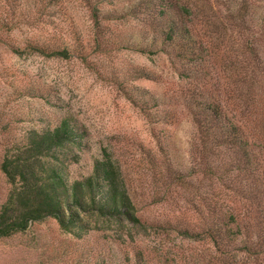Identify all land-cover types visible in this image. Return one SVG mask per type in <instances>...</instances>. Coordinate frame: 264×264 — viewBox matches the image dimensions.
Segmentation results:
<instances>
[{"label":"rangeland","instance_id":"obj_1","mask_svg":"<svg viewBox=\"0 0 264 264\" xmlns=\"http://www.w3.org/2000/svg\"><path fill=\"white\" fill-rule=\"evenodd\" d=\"M177 1L162 9L154 0H0V158L11 135L68 116L86 130L80 146H69L70 176L90 171L106 148L143 222L91 215L89 229L77 236L46 217L0 238V264H136L138 251L146 264H220L209 237L184 232L214 219L199 211L205 191L216 186L203 175L192 108L203 91L231 106L226 95L249 88L252 68L251 88L264 106V0H186L189 16L178 12ZM169 14L198 40L194 61L163 40ZM28 39L67 46L71 54L31 52ZM238 63L245 64L242 75ZM183 68L203 78L184 76ZM7 186L0 171V202ZM260 195L263 203L264 190ZM249 259L264 264V249Z\"/></svg>","mask_w":264,"mask_h":264},{"label":"trees","instance_id":"obj_2","mask_svg":"<svg viewBox=\"0 0 264 264\" xmlns=\"http://www.w3.org/2000/svg\"><path fill=\"white\" fill-rule=\"evenodd\" d=\"M154 1L155 6L165 7L162 9L172 2ZM177 2L180 14L189 16L192 13L186 0ZM99 10L96 5L92 7L96 26L99 25ZM161 33L163 40L175 46V55L181 59L194 61L200 57L199 42L190 33V27L179 25L173 16L167 17ZM26 44L29 51L46 56L68 57L71 54L67 46L30 39ZM244 67L242 63L235 65L236 74L242 75L240 71ZM254 71L250 69L248 89L226 95V98H233L231 106H226L218 94L203 91L198 92L199 98L195 96L192 108L196 136L201 143L203 175L216 186L212 191L210 185V190L205 191L203 208L199 211L204 219L212 216L214 222L204 220L200 230L185 227L184 232L188 238L200 234L201 238L209 237L220 264H251L252 254L257 256L264 249V202L261 203L260 195L264 190L261 164L264 159V106L260 102L261 92L251 88ZM180 74L203 78L193 69L183 68ZM241 80L236 75L233 82L239 84ZM25 93L36 94L30 88ZM128 97L133 99L131 95ZM85 134L81 125L64 116L53 125L25 127L18 135L7 139L0 158V171L8 185L0 202V238L22 232L46 217L55 218L61 229L77 236L89 229L91 215L120 225H142L122 169L106 148H102L101 155L94 156L90 171L70 176L67 170L69 146H80ZM259 139L260 144H255ZM76 156L75 153L73 159ZM239 251L245 255L243 258H237ZM138 254L142 257L140 251ZM140 257L137 256L136 264H146Z\"/></svg>","mask_w":264,"mask_h":264}]
</instances>
